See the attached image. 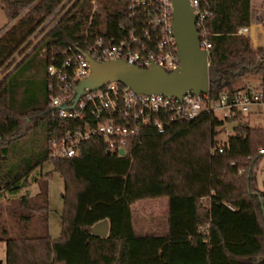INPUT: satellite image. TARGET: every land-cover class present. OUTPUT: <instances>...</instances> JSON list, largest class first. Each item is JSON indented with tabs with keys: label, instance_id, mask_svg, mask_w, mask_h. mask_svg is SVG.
Listing matches in <instances>:
<instances>
[{
	"label": "trees",
	"instance_id": "trees-1",
	"mask_svg": "<svg viewBox=\"0 0 264 264\" xmlns=\"http://www.w3.org/2000/svg\"><path fill=\"white\" fill-rule=\"evenodd\" d=\"M92 1L0 0L7 18L0 34V201L19 200L17 228L0 221L6 264H264V193L255 187L264 128L252 127L244 114L220 120L204 112L167 125L164 134L145 129L143 143L132 144L125 157L110 154L101 140L85 143L79 157H50L52 139L90 120L53 114L48 66L86 35H100L104 25L117 40L146 28L143 11L133 16L130 0H99L107 3L105 20L93 13ZM208 5L214 15L207 22L209 97L219 101L240 91L235 84L250 75L264 80V47L240 34L252 24V0ZM47 22L56 24L33 47ZM235 122L221 145L218 130ZM46 162L53 171L44 174ZM53 173L65 183L59 239L49 232ZM34 185L35 196L21 195ZM156 199L169 200L167 231L138 235L132 207ZM105 220L108 236L94 235L92 228Z\"/></svg>",
	"mask_w": 264,
	"mask_h": 264
},
{
	"label": "built area",
	"instance_id": "built-area-1",
	"mask_svg": "<svg viewBox=\"0 0 264 264\" xmlns=\"http://www.w3.org/2000/svg\"><path fill=\"white\" fill-rule=\"evenodd\" d=\"M130 3L133 16L137 10L144 13L146 28L141 34L133 29L127 38L117 40L107 37L104 25L100 35L94 38L86 35L84 41L72 44L63 53L59 63L52 62L48 66L49 106L53 114L59 119L84 121L88 116L90 120L82 128L52 139L49 145L51 158L79 157L82 146L93 140H101L110 154L125 157L132 144L143 143L145 129L155 128L164 134L167 125L194 121L204 112L222 111L223 118L227 119L235 117L237 113L245 115L252 106H264V82L254 91H238L232 97L222 96L219 101H211L209 93L198 96L190 92L182 100L165 95L137 94L124 84L115 82L96 91H88L71 108L79 84L91 73L87 56L99 63L123 60L142 69L157 65L170 72L179 68L180 59L173 30V0H130ZM92 4L93 13H99L105 20L107 3L93 0ZM191 6L194 14L199 16L196 27L200 48L208 54L209 62L212 44L207 22L214 15L208 0H191ZM247 32L248 28H243L240 34ZM122 151L124 156L121 155ZM219 152L223 153L224 148L221 147Z\"/></svg>",
	"mask_w": 264,
	"mask_h": 264
},
{
	"label": "water",
	"instance_id": "water-1",
	"mask_svg": "<svg viewBox=\"0 0 264 264\" xmlns=\"http://www.w3.org/2000/svg\"><path fill=\"white\" fill-rule=\"evenodd\" d=\"M173 30L178 47L180 66L174 71L153 65L142 69L123 60L95 62L88 56L91 73L78 86L71 108L88 91H96L106 85L118 82L129 87L137 94L165 95L182 100L192 92L198 96L209 93L208 54L200 48L199 33L196 27L198 15L194 14L191 0H173ZM232 102V98L229 99ZM239 123H229L226 128L234 131ZM124 156V151L121 152ZM109 221L105 220L92 228V233L101 238L109 234ZM2 264V261H0Z\"/></svg>",
	"mask_w": 264,
	"mask_h": 264
},
{
	"label": "rangeland",
	"instance_id": "rangeland-1",
	"mask_svg": "<svg viewBox=\"0 0 264 264\" xmlns=\"http://www.w3.org/2000/svg\"><path fill=\"white\" fill-rule=\"evenodd\" d=\"M110 7V3L108 4ZM261 9V10H260ZM254 12L255 16L257 14L261 15L262 20L264 21V0H254ZM46 24L43 26L40 31L32 38L33 47H35L46 33L52 28L53 24ZM7 25V18L0 5V34L2 30ZM48 25V27H46ZM264 26V25H263ZM46 27V28H45ZM247 36V35H246ZM33 47L28 51L31 52ZM21 57L17 58L16 64L12 66L8 72H11L17 63L21 61ZM2 74L0 73V79H2ZM264 80L260 75H250L239 82L234 86V89L238 91H246L250 87L259 88L263 84ZM222 111L216 112V116L220 120H225L223 118ZM245 121H248L252 127L264 128V106H252L250 111L244 115ZM219 135L217 136V141L223 145L228 142L229 137L232 136V132H229L226 126L220 128ZM53 171V166L51 163L46 162L43 166L44 174ZM255 187L264 192V158L259 162L256 169L255 176ZM65 191V183L63 178L58 173H53L52 178L49 180L48 184V194H49V232L53 239H59L62 233V214L64 209L63 203V194ZM39 192V187H30L28 190L22 191L21 195L30 193L32 196H35ZM166 204L168 201L163 199ZM19 209V200L18 198H10L7 196L0 201V221L5 223L13 231L17 228V218L15 214ZM166 209L164 204L160 202L153 203L151 201L139 203L134 208V213L138 217L136 223H134L135 231L138 235L145 234L144 232H151L152 228L155 225L156 220L165 215ZM139 226V227H138ZM0 261L2 264H6V245L0 243Z\"/></svg>",
	"mask_w": 264,
	"mask_h": 264
},
{
	"label": "crops",
	"instance_id": "crops-1",
	"mask_svg": "<svg viewBox=\"0 0 264 264\" xmlns=\"http://www.w3.org/2000/svg\"><path fill=\"white\" fill-rule=\"evenodd\" d=\"M262 19L263 18H261V15H259V14H257V16H255L254 0H252V24H251L250 27H248V32L246 34H244V35H247V36H249L251 38L254 48L264 47V26H263L264 25V21ZM256 89L257 88L250 87L248 90H251V91L253 90L254 91ZM256 106H260V105H256ZM32 187H37V185H34ZM260 192H262V191H260ZM162 200L163 199H156V200H146V201L139 202V203L148 202V201H151L153 203L160 202V203L164 204L165 209L167 210L163 217L158 218V220H156L155 225L152 228V231L151 232H149V231L148 232H144L145 234H147V233L165 234L166 233V231H167V217H168V211H169V200L166 199L168 201L167 204L164 201H162ZM139 203H137L136 205H134L132 207V212L134 214V223H136V221L138 219V217L134 213V208ZM145 234H140V235H145Z\"/></svg>",
	"mask_w": 264,
	"mask_h": 264
}]
</instances>
